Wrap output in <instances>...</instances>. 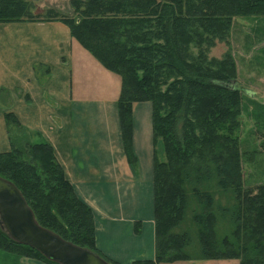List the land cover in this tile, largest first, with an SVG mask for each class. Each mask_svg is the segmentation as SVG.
<instances>
[{
  "label": "trees",
  "instance_id": "1",
  "mask_svg": "<svg viewBox=\"0 0 264 264\" xmlns=\"http://www.w3.org/2000/svg\"><path fill=\"white\" fill-rule=\"evenodd\" d=\"M70 2L76 14L73 17L53 8L45 13L33 12L34 5L28 0H0V22L60 20L104 67L120 76V127L127 158L134 168L137 157L132 146V103L152 102L156 252L154 258L137 259L132 264H160L195 257L185 251L190 234L172 231L184 221L192 194L202 206L201 211L192 215L200 240L201 253L197 257L239 259L238 249L229 242L225 250H215L214 199L200 185L214 176L222 190L234 187L238 200L234 220L238 225L245 213L243 208L255 209L256 214L264 216V185L255 192L242 188L241 160L229 145L235 141L231 135L239 126L241 107L239 88L230 86L235 81L232 62L226 63L225 58L209 59L204 51L192 59L189 51L201 45L202 37L214 32H209L208 26L216 27L218 36L223 27H230L232 16L264 15V0ZM207 41L213 43L211 38ZM5 120L10 149L0 152V176L18 187L41 225L94 251L110 264H121L98 249L93 211L75 193L52 145L32 139V133L13 112H6ZM179 121L181 134L177 128ZM224 130L228 131L225 139ZM243 200L246 205L242 208ZM217 208L229 210L221 205ZM139 226L136 221L135 232H139ZM238 242L246 254L242 261L239 259L240 264H263L252 256L244 240ZM0 249L60 264L15 241L1 220Z\"/></svg>",
  "mask_w": 264,
  "mask_h": 264
},
{
  "label": "crops",
  "instance_id": "2",
  "mask_svg": "<svg viewBox=\"0 0 264 264\" xmlns=\"http://www.w3.org/2000/svg\"><path fill=\"white\" fill-rule=\"evenodd\" d=\"M120 90V76L64 22H0V152L10 149L5 113L11 111L34 139L52 145L75 193L93 211L98 249L132 264L156 252L153 105L132 103L134 168L122 139ZM20 264L44 263L23 257Z\"/></svg>",
  "mask_w": 264,
  "mask_h": 264
},
{
  "label": "rangeland",
  "instance_id": "3",
  "mask_svg": "<svg viewBox=\"0 0 264 264\" xmlns=\"http://www.w3.org/2000/svg\"><path fill=\"white\" fill-rule=\"evenodd\" d=\"M28 1L34 5L33 12L45 13L47 9L53 8L65 16L76 15L70 0ZM208 23L211 24L213 21ZM229 25L230 27H223L222 33L218 36H216V27L208 26V31L214 32L208 34L209 37H202L203 40H199L201 45L193 46L189 53L194 57L192 59L204 51L209 59L225 58L226 63L232 62L235 70L234 82L241 92V107L237 117L239 126L231 135L235 141L229 145L231 149L237 151L241 160L242 188L255 192L259 186L264 185V15H235L230 17ZM207 38L213 39V43L212 41L208 42ZM249 91H253L254 95H250ZM181 123L182 121H179L177 127L180 134L182 132ZM223 135L225 139L228 131L224 130ZM31 138L34 139L32 135ZM221 142L223 143L222 139ZM207 179L200 187L212 193L214 199L212 210L215 217V250H225L226 242H229L238 249V258L243 256L246 258L244 248L240 249L242 243L238 242V240H244V243L249 245L252 256L264 264V216L256 214L255 209L243 208L246 205L243 200L241 207L245 213L238 225L234 220V210L238 206L234 187L222 190L216 184L214 176ZM187 191L191 194L188 188ZM192 195L188 198L184 221L172 231L179 233L187 231L190 234V244L185 251L195 257L174 262H161L160 264H240V260L242 261L243 258H239V260L237 258L201 259L197 257L201 253L200 240L198 225L192 220V215L194 211H201L202 206ZM219 205L229 210L218 209ZM237 225L239 231L237 230L235 233ZM247 239L249 240L247 241ZM23 257L27 258L17 252L0 249V264H20Z\"/></svg>",
  "mask_w": 264,
  "mask_h": 264
},
{
  "label": "water",
  "instance_id": "4",
  "mask_svg": "<svg viewBox=\"0 0 264 264\" xmlns=\"http://www.w3.org/2000/svg\"><path fill=\"white\" fill-rule=\"evenodd\" d=\"M235 87V82L230 83ZM254 95L253 91H249ZM0 220L17 242L29 245L60 264H110L94 251L64 239L41 225L18 187L0 176Z\"/></svg>",
  "mask_w": 264,
  "mask_h": 264
}]
</instances>
